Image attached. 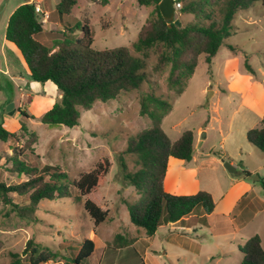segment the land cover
Wrapping results in <instances>:
<instances>
[{"label":"rangeland","instance_id":"obj_1","mask_svg":"<svg viewBox=\"0 0 264 264\" xmlns=\"http://www.w3.org/2000/svg\"><path fill=\"white\" fill-rule=\"evenodd\" d=\"M153 10L154 5L144 6L139 0H107L104 5L100 1L78 0L72 14L63 17L91 25L93 49L124 46L134 56L141 57L132 44ZM174 19L179 20L182 27L204 23L180 11L175 13ZM233 27L232 35L224 41L211 64L206 63L204 56L199 58L194 74L183 80L185 88L180 95L178 87L168 83L170 67L162 73L153 71L157 58L155 52L150 51L146 68L150 81L140 90L123 93L115 100L96 102L91 110L81 109L79 124L73 128L51 127L38 118L27 120L21 116L19 120L27 127V131H23L20 126L14 127L7 122L12 117L7 115L11 103L0 104V115L5 114L0 127L15 134V138L7 142L0 141V178L7 184L25 180V177L6 172L9 168L6 159L14 148L25 150L23 158L26 161L40 166H60L69 180L94 169L100 158H108L111 164L103 186L87 197L108 212L107 220L98 226L84 210V199L78 200L75 195L42 200L35 212L36 220L23 219L11 206L0 203V264H13L14 261L30 264L28 256L22 255L29 239L61 253L46 264L71 261L85 238L95 241L96 251L81 264H242L241 250L249 237L258 234L264 247V154L246 137L249 130L264 125L263 107L255 110L250 105L252 102L264 105L262 0H252L248 9L239 11ZM65 35L81 36L77 30L75 34H70L69 30L65 33L53 31L46 36L45 45L54 47ZM247 76L249 80L243 78ZM254 82L261 90L252 86ZM235 83L238 89L234 91ZM149 94L171 104V111L162 120V128L172 142L186 130L195 134L193 159L190 162L171 159L165 190L169 192L175 188L178 195L208 191L217 202L212 219L204 217L189 229L166 224L153 237L147 236L144 229L130 220L128 205L140 204L146 195L138 194L124 180L119 162L121 156L129 172L138 169L135 156L124 151L130 140L151 126V120L140 115L141 98ZM19 103L25 107L27 100ZM45 109L42 107L38 112ZM225 163H234L236 171H228ZM189 169H195L196 174ZM248 192H253L249 201L257 211L240 229L232 216L239 214L237 203ZM21 201L15 199V202ZM221 214L230 217L229 221L216 218ZM230 222L234 232L214 234L213 228L227 229ZM119 234L132 239L133 243L124 248L108 249ZM104 248L107 253L101 261ZM11 254L19 256L13 258Z\"/></svg>","mask_w":264,"mask_h":264},{"label":"trees","instance_id":"obj_2","mask_svg":"<svg viewBox=\"0 0 264 264\" xmlns=\"http://www.w3.org/2000/svg\"><path fill=\"white\" fill-rule=\"evenodd\" d=\"M92 1H100L103 5L107 2ZM177 1L183 3L181 14L193 15L204 23L178 27L162 17L159 10L161 0H139L141 5H154L151 18L132 44L133 50L141 57L134 56L124 46L106 50L93 49L92 27L78 19L68 20L63 24V33L69 30L70 34H75L77 30L80 37L65 35L54 47H48L38 40L45 25L36 13L35 5H20L9 18L6 39L23 55L33 81L41 84L52 82L61 93V98L40 118L41 123L51 127L73 128L79 124L81 109L88 111L96 102L106 103L123 93L140 90L143 84L150 81V74L146 71L150 51H154L157 58L153 71L162 73L170 67L168 83L171 87H178V95L182 94L185 88L183 80L194 74L199 58L204 56L207 64L212 63L224 41L232 35L236 14L252 4V0ZM76 4L77 0H60L56 11L60 16H70ZM262 4L264 7V0ZM246 68L253 72L248 64ZM170 111L171 104L168 101L154 94L143 96L140 115L147 116L151 120V126L130 140L124 151L125 154L135 156L138 169L129 172L124 158H119L124 180L138 194L146 195L140 204H129L128 210L131 222L144 229L149 237H153L160 227L185 218L192 220L191 225H196L204 217L209 218L216 207L209 192L174 195L165 190L169 159L190 162L195 152V134L192 130H186L174 142L163 130L162 120ZM22 115L28 118L27 114ZM21 129L27 131L26 125L21 123ZM31 135L35 138L34 133ZM246 137L250 144L264 154V125L249 130ZM9 138H15V134L0 127V141L7 142ZM31 152L34 153L33 150ZM25 153V150L14 148L6 159L9 165L6 172L25 177V180L7 184L0 178V203L11 206L23 219L36 220L35 212L42 200L71 198L75 195L78 200L84 199V210L96 226L107 220L108 212L87 197L103 186L111 167L108 158H100L94 169L75 180H69L60 166H40L33 161H26L23 158ZM243 173L250 175L248 172ZM251 197L252 194H246L238 202L240 214L235 218L237 227L243 226L257 211L253 203L250 208L245 207ZM16 198L22 201L15 202ZM233 230L230 222L229 228L216 233H229ZM113 241L114 245L108 246V249L124 248L133 243L132 239L121 234ZM95 251V241L85 238L72 260L65 261L64 264H81L92 257ZM241 252L242 264H264V247L258 234L245 241ZM22 255L28 256L30 264H46L57 259L61 253L53 252L29 239ZM11 256L17 258L19 255ZM16 263L14 261L13 264Z\"/></svg>","mask_w":264,"mask_h":264},{"label":"crops","instance_id":"obj_3","mask_svg":"<svg viewBox=\"0 0 264 264\" xmlns=\"http://www.w3.org/2000/svg\"><path fill=\"white\" fill-rule=\"evenodd\" d=\"M59 2L60 0H26L25 2L24 0H0V104L2 103L14 104L13 114H10L7 112L8 117L12 116L10 120L7 119V122H10L12 126L14 127H18V126L21 127V120H19V117L23 116L22 113L27 114L28 118L23 116L27 120H30L32 118L40 119L48 110L52 108L54 103L61 98V93L57 90V87L52 82L41 84L31 79L30 71L23 58V55L13 43L7 41L6 39V28H7L9 18L12 15V13L20 5L24 3H30V4L32 3L34 5H39L42 11L48 14L47 21L43 23L45 25L43 32L38 37V40L41 43L45 44V39L48 33H53V31H58V33L60 31L63 32L64 31L63 24L67 23L68 21L67 18L60 16L56 11V7L59 4ZM77 3H78V0H77ZM243 78H245L246 80H249L248 76L243 77ZM252 86L256 88L257 90H261L260 85L257 82L256 83L254 82ZM233 89L234 91L238 89L237 83H235ZM21 100L22 101L27 100V105L25 107H23L19 103ZM253 104H257V106ZM250 105L253 108H255V110H258V108L261 109L260 106H262L264 109V105L261 104V102H258V103L252 102ZM42 107H46V109L43 112L39 113L38 110H40ZM4 116L5 114L0 115V124ZM171 159H174V158H170L168 161L166 177L168 174V169H169ZM174 160H177V159H174ZM177 161L184 162L181 160H177ZM229 164L234 166L235 169L237 168L234 165V163H229ZM189 170L192 173L196 174L195 169H189ZM166 177H165V182H164L165 189H166ZM170 189H172V187ZM168 193L178 195V194H175V188L170 190ZM246 194L253 195V192H248ZM211 195L213 196L214 201L216 203V207H215V210H216L217 202L215 200L214 195L213 194ZM251 204L252 202L249 201L247 202L245 207L248 209L251 207ZM236 209H237V213L240 214V210L238 206H236ZM214 212L209 216L210 219L214 217L213 216ZM239 214H235L234 216H232L233 222L235 221V218ZM255 214L256 213H254L252 217ZM216 218L221 219V220L223 219L222 221L224 220L229 221L230 217H227L226 215L221 214V215H217ZM192 223H193L192 220H190L189 218H185L183 221L176 222V223H169V224L171 227H182V228L189 229L190 226H192L191 225ZM246 224L247 222L241 227L238 226V228L241 229L245 227ZM213 226L215 225L213 224ZM220 230L222 229L213 228V232L215 235H220V233H216ZM234 231H235V228L232 232ZM221 234H227V233H221ZM103 251L104 252L100 256L102 257L101 261L105 258V254L107 253V252L105 253V248L103 249Z\"/></svg>","mask_w":264,"mask_h":264},{"label":"water","instance_id":"obj_4","mask_svg":"<svg viewBox=\"0 0 264 264\" xmlns=\"http://www.w3.org/2000/svg\"><path fill=\"white\" fill-rule=\"evenodd\" d=\"M159 10H160V13H161L162 17L165 20L173 22L178 27L181 26L180 21L174 19L175 13L177 11L175 10L174 1L173 0H161V2L159 4ZM13 107H14V104H10L8 106V108H7V112L10 113V114H13ZM224 167L230 172H235L236 171L234 166H232L229 163H225ZM257 179H258V177H257Z\"/></svg>","mask_w":264,"mask_h":264},{"label":"built area","instance_id":"obj_5","mask_svg":"<svg viewBox=\"0 0 264 264\" xmlns=\"http://www.w3.org/2000/svg\"><path fill=\"white\" fill-rule=\"evenodd\" d=\"M174 1V7H175V10L176 11H180L181 7H182V4L181 2L177 1V0H173ZM35 11L37 14L40 15V18H41V22L42 23H45L47 21V18H48V14L43 12L41 7L39 5H35Z\"/></svg>","mask_w":264,"mask_h":264}]
</instances>
